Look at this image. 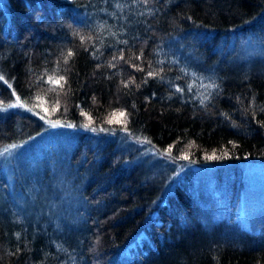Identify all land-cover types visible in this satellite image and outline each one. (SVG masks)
Instances as JSON below:
<instances>
[{"label":"trees","instance_id":"16d2710c","mask_svg":"<svg viewBox=\"0 0 264 264\" xmlns=\"http://www.w3.org/2000/svg\"><path fill=\"white\" fill-rule=\"evenodd\" d=\"M0 75V149L28 152L9 194L0 173V264H264V216L237 211L264 166V0H7Z\"/></svg>","mask_w":264,"mask_h":264},{"label":"rangeland","instance_id":"374dc122","mask_svg":"<svg viewBox=\"0 0 264 264\" xmlns=\"http://www.w3.org/2000/svg\"><path fill=\"white\" fill-rule=\"evenodd\" d=\"M7 0H0V7H6ZM244 55L252 54L253 52H259V49L256 47L248 46L244 47ZM3 147L0 149V173H3L5 179L8 181L7 192L13 190V180L15 178L16 170L20 165L26 166V160L28 152L25 150L18 151L17 149H11ZM143 158L140 159V163L150 164V174L158 180L162 185H168L171 182L177 181L179 175L176 172V168L167 169L163 165L165 162L161 161L160 156L155 152L144 148ZM155 160L159 163H155ZM167 169V171L162 170ZM242 178H243V187L240 197V204L238 208L239 221L241 222L242 227H251L255 228L258 226L257 222L259 219L255 220L260 216H264V166L260 164L247 162L242 165L241 168ZM178 182V181H177ZM1 188V187H0ZM5 193V191L3 190ZM14 203V204H13ZM24 205L22 198L15 194L14 196L10 195V204L13 207L16 206L20 210ZM20 204V205H19ZM254 220V221H253Z\"/></svg>","mask_w":264,"mask_h":264},{"label":"snow or ice","instance_id":"6c2138e0","mask_svg":"<svg viewBox=\"0 0 264 264\" xmlns=\"http://www.w3.org/2000/svg\"><path fill=\"white\" fill-rule=\"evenodd\" d=\"M82 39H83V38H82ZM71 56H72V52L69 51L67 57H65V62H67L68 57H71ZM157 74H158V73H155V72H149V73H148L149 76H153V75H157ZM3 79H4V77H3L2 75H0V80H3ZM63 80H64V77H62V76L59 77L58 79H54L53 77H49V81L52 82V83H54V84H57V85H60V82L63 81ZM60 86L62 87V85H60ZM208 87L211 88V87H214V85L210 84V85H208ZM177 91H181V89L178 88ZM13 95H16V94L13 93ZM38 99H39V97H38ZM17 103L20 104L19 98L17 99ZM15 106H16V105H9V107H15ZM20 106L23 107L24 105H23V104H20ZM29 110H31V109H29ZM52 110L55 111L56 108H53ZM44 111L47 112L48 109L45 108ZM42 118H43V117H42ZM50 123H52V122L50 121ZM58 123H59L58 121L55 122V123H52V126L55 127L56 124H58ZM107 123H109V124H113V123H116V124H123V125L125 126V130H127V129H126V123H127V120H126V113H125L124 111H122V110L112 112V113L110 114L109 119L107 120ZM67 126H68V127H71L72 125H67ZM88 126H89V125H85V127H88ZM12 147H15V146L13 145ZM165 151H166V153H170V152H171V146H169V148L166 149ZM224 155H227V153H224ZM183 158H184V159H188V156L185 155ZM206 158H207V159H214V158H217V157H215V155L213 154V155L208 156V157H206Z\"/></svg>","mask_w":264,"mask_h":264}]
</instances>
